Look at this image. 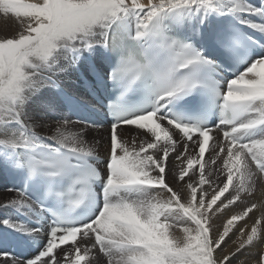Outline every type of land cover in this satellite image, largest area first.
Returning <instances> with one entry per match:
<instances>
[{"label":"snow or ice","instance_id":"6c2138e0","mask_svg":"<svg viewBox=\"0 0 264 264\" xmlns=\"http://www.w3.org/2000/svg\"><path fill=\"white\" fill-rule=\"evenodd\" d=\"M0 15V264H264V0Z\"/></svg>","mask_w":264,"mask_h":264},{"label":"bare ground","instance_id":"6f19581e","mask_svg":"<svg viewBox=\"0 0 264 264\" xmlns=\"http://www.w3.org/2000/svg\"><path fill=\"white\" fill-rule=\"evenodd\" d=\"M18 28L17 22L11 17H4L0 15V36H11L15 33ZM101 154H103V149H101ZM6 193L0 190V198H2Z\"/></svg>","mask_w":264,"mask_h":264},{"label":"rangeland","instance_id":"374dc122","mask_svg":"<svg viewBox=\"0 0 264 264\" xmlns=\"http://www.w3.org/2000/svg\"><path fill=\"white\" fill-rule=\"evenodd\" d=\"M106 135V133H105ZM169 183L173 184L174 187H179L180 185L176 184L175 181L172 179L171 176H169Z\"/></svg>","mask_w":264,"mask_h":264}]
</instances>
